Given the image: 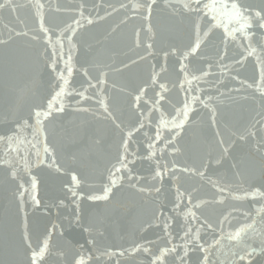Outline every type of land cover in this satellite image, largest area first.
<instances>
[{
    "label": "water",
    "instance_id": "water-1",
    "mask_svg": "<svg viewBox=\"0 0 264 264\" xmlns=\"http://www.w3.org/2000/svg\"><path fill=\"white\" fill-rule=\"evenodd\" d=\"M14 2L23 7L0 11V38L6 39L10 29L29 34L16 37L13 33L7 46L0 45V137H5L0 140V264H30L26 226L32 248L38 249L49 239L41 264H73L80 255L86 264H153L163 248L174 245L176 251L156 264H182L186 243L187 264H202L204 252L192 240L197 228L198 244L207 249L209 264H247L238 256L264 246V81L260 74L264 29L255 20L250 27H242L244 22L230 6L236 3L255 9L262 0H214V11L196 13L183 7L191 0H157L151 21L154 40L149 39L147 22L132 10L133 4L144 0H39L45 5V26L50 27L53 43L60 38L64 44L62 54L56 46L55 56L39 31L36 0ZM212 2L201 0V6ZM122 3L128 7L120 9ZM81 4L85 17H92L94 23L82 20L83 27L69 44L70 33L61 37L60 32L73 19H80ZM194 22L199 24L201 47L184 60L182 54L197 40ZM137 29H142L140 48L134 45ZM33 35L39 39L32 40ZM148 42L153 43L152 56L143 47ZM252 49L255 52L249 55ZM164 51L169 52L166 60ZM69 56L71 75L66 65ZM125 63L130 67L125 69ZM181 63L187 65L184 72ZM153 66L159 73L155 85L150 80ZM61 72L67 85L58 75ZM101 72L108 73L103 85L97 83ZM185 72L191 83L184 82L181 90ZM203 72L209 74L203 76ZM193 76L201 79L193 80ZM90 83L95 87H89ZM160 83L167 91L159 88ZM141 86L146 92L136 110L133 95ZM61 88L64 94L56 97ZM157 93L165 99L153 107ZM193 96L198 99L193 101ZM102 98L115 122L106 118ZM185 100L191 111L175 136L174 122L183 119ZM49 101H53L51 115L41 116L37 124L35 113L48 112ZM61 103L64 110L55 111ZM212 108L216 109L215 123ZM249 130L256 135L249 136ZM7 137H12L11 144ZM173 137L179 152H173V144L168 143ZM125 139L130 163L112 176ZM149 144L154 147L150 149ZM45 145L50 153L44 152ZM153 151L154 156L150 155ZM38 160L44 162L38 164ZM157 161L162 171L165 163L171 168L175 161L179 167L203 171L204 176L177 171L165 173L162 181L153 179ZM13 169L15 179L10 175ZM73 173L78 182L72 180ZM32 176L37 181L38 206L31 199ZM112 179L117 181L115 186ZM20 184L28 189L23 201ZM106 188L112 189L107 200L88 199L103 196ZM177 189L184 194L179 201ZM71 190L78 195L73 196ZM189 210L198 219L188 215ZM205 220L211 228L201 227ZM188 228L192 233L185 237ZM242 228L239 240L230 239ZM137 246L142 247L131 251ZM251 259L252 264H264V255Z\"/></svg>",
    "mask_w": 264,
    "mask_h": 264
},
{
    "label": "snow or ice",
    "instance_id": "snow-or-ice-1",
    "mask_svg": "<svg viewBox=\"0 0 264 264\" xmlns=\"http://www.w3.org/2000/svg\"><path fill=\"white\" fill-rule=\"evenodd\" d=\"M155 6H157V0H144L143 3H138V4H133L132 5V10L134 12L140 13L141 16H142V19L147 22L146 31L150 34V37H149L150 40H154L155 39V32L153 31V26H152V23H151L152 16H153V11H154V7ZM20 7H23V5L16 4L14 2V0H2V2H0V11L7 9L9 11L15 12ZM35 7L37 8L36 15L39 17V31L44 34L45 40L47 41V43L49 45H51L53 56L56 55V52H57V47L56 46L57 45H59V48H60V51H61V54H62L63 47H64L63 41L60 38H57L56 42L53 43L52 38L49 35L50 27H46L45 26V17H44V13H43V9H44L45 5L43 3H40L39 0H36ZM109 7H113V11H119V9H116L112 5H109ZM127 7H128V5L123 4V3L120 5V9H126ZM183 7L185 9H187L189 12L196 13V12L204 11L205 9H207L209 11H214L216 9V4H215V2L213 0L212 3H206L203 6H201V0H191L190 4L189 3H185L183 5ZM221 7H225V5H221ZM230 7L232 9V12H233L234 16L237 17L239 20H242L244 22L242 27H250L251 26L250 25V21L255 20L257 22L259 28L264 29V0H262L261 5L259 7H256L255 9L252 6L241 8V6L236 4V3H232ZM56 11L59 12V11H61V9L59 7H57ZM108 15H111V13H108ZM79 17H80V19H73V22L67 24L60 32V36L61 37H63L65 33H70V35H68V37H67L69 44H72V38L76 35L77 29L83 27V25L81 23L82 20H86L88 24H93L94 23V20H93L92 17H90V16L89 17H85V15H84V5L83 4L79 5ZM99 18L100 19H104L105 17L101 16ZM122 22H126V20L122 21ZM73 25H75V27ZM194 26H195L196 31H197V40L195 42V45L191 47L190 51H185L182 54L184 60H187L190 55H194L201 47V40L199 38V24L194 22ZM141 30L142 29H137L135 31V33H134V37H135L134 45H135L136 48H140L142 46L141 39H140ZM13 33H14V35L16 37H21V36L26 37L29 34L27 31H16L15 29H10L9 30V35L7 36L6 39L5 38H0V45L7 46L8 43L13 39ZM31 39L32 40H38L39 37L36 36V35H33L31 37ZM73 47H75V46L73 45ZM143 47L145 48V51H146L148 56H152L154 54L153 43H151V42L145 43L143 45ZM253 52H255V49H252V51L249 53V55H251ZM172 53L175 54V49L172 50ZM168 55H169L168 51H164L163 52V56H164L165 60L167 59ZM139 59L140 60H144V59H146V56H140ZM70 61H71V56H69L68 57V61H66V65L68 66L69 75H71V73H72V68L70 66ZM131 63L132 64H136L137 60H132ZM51 67H52L53 71H55V69H56L55 60L52 61ZM123 67L125 69H127V68L130 67V65L125 63L123 65ZM186 67H187V65H185L184 63H181L180 64V71L184 72ZM209 67H211V66H209ZM121 70L122 69H117V71H121ZM164 70H165L164 67H161V71H164ZM208 74H209L208 72H203L202 73L203 76H207ZM260 74H261V80L264 81V66L261 67ZM58 75L64 81V84L67 85L68 80L63 75V73L62 72L58 73ZM84 75L88 76V71L87 70H84ZM107 75H108L107 72H101L100 76L97 78V83H99L101 85L107 83V81L105 79V77H107ZM158 76H159V73L155 71V67L153 66L152 74H151V77H150L151 84L155 85V84L158 83V81H157V77ZM192 79L198 81V80L201 79V76H193ZM89 80H91V77H89ZM184 82H188L189 84L191 83V81H188V76H187L186 72H185V80L180 83L181 90L184 89ZM248 86L251 87V85H248ZM89 87H95V85L90 83ZM159 88L162 91H167L166 85L163 84V83L159 84ZM261 91L264 92V89H261ZM145 92H146V88L143 87V86L139 87L136 90V94L133 95V107H134V109H136V110L139 109L140 101H141L142 97L145 95ZM62 94H64V88H61L60 92L56 93V97H59ZM79 95L81 97L87 98V97H85L84 92L79 93ZM157 96L159 98L155 101V103L153 104V107L157 106L160 103L161 100L165 99V97L163 95H161L160 93H157ZM56 97L53 98V101H55ZM197 99H198V97H195V96L192 97L193 101H195ZM53 101H49V104H48L49 111L48 112H43L42 113V112L37 111L35 113V115L37 117V124L41 123V121H40V117L41 116L47 118L49 115H51V111L53 109ZM201 102L203 103V101H201ZM100 104H101V107L104 110V113H106V118H111L115 122L116 118L112 115V112L109 111V105H108V103L106 102V100L104 98H102L100 100ZM63 110H64V105L62 103L60 104L59 108L55 109V111H58V112H62ZM84 111H87V109H84ZM181 111L183 112V119L180 120L179 122H174V127L177 129V131L175 133V136H179L180 135V130L183 129L185 122L188 120L189 111H191V106L187 102V100H185L183 109ZM178 114H179V112H178ZM141 115H143V113H141ZM211 119H212V122L215 123V120H216V109L215 108H212ZM139 126H140V128L144 127V124H143L142 121L140 122ZM116 127L119 128L120 125L116 124ZM136 130H138V129H136ZM132 134H133L132 131H129L127 133V137L131 138ZM248 135L249 136H255L256 133L254 131L249 130ZM159 138H160V133H159V131H157L156 139L159 140ZM244 138L245 137H243V136L241 137V139H244ZM4 139H5V137H0V140H4ZM6 139H7L8 143L11 144L12 137H7ZM174 140H175V137H173L172 140H169L168 143L173 144V149H172L173 152H179L180 149L175 146ZM220 144L223 145L224 141L221 140ZM148 147L151 149L154 146L152 144H149ZM122 148H123V153L119 157L118 166H116V165L113 166L115 168V172L111 174L112 176H115V174L120 172L122 169H126L128 167V163H130V161L127 160V153H128V140L127 139H125L123 141ZM222 150H223V152L225 154L228 153V148L227 147H224ZM261 150H264V146H262ZM50 151L51 150L48 148V146L45 145L44 152L45 153H50ZM160 151H162V150H160ZM133 155H135V154L133 153ZM150 155L154 156L155 152L154 151L151 152ZM37 156H39V151L37 152ZM54 159L55 158L53 157V161H54ZM43 162H44L43 160H38L37 161L38 164L39 163H43ZM217 162L219 163V161H217ZM3 163L6 164V165L11 166V162L9 160H5V161H3ZM25 166L27 167V163H26ZM56 170L57 171L61 170L58 165L56 166ZM177 171L183 172V173H191V174H194V175H199L201 177L204 176V172L203 171H198L197 169L190 168V167H179L175 163V161H173L171 168H169L168 164L165 163L163 165V171H162L161 170V164H160L159 161H157L156 171H155V175H154L153 179L159 178L162 181L165 173L172 172L175 175V173ZM10 175H11V177L13 179H15L16 176H17L16 170L13 169L11 171ZM121 179H122V177H121ZM129 179H131V170L130 169H129ZM72 180L74 182H78L77 181V177H76V175L74 173L72 175ZM111 183H112L113 186H115L116 183H117L116 179H112ZM19 187L22 189V191L19 193V195H20L21 201H23L24 193L28 192V189L25 188L23 184H20ZM36 187H37L36 177L32 176L31 177V189H32L33 195L31 196V199H32L33 203L38 206L40 201L34 195ZM111 190H112L111 188H106L105 191H104V195L103 196H89L88 199L89 200H101V199L107 200ZM143 190L144 189H141V191H143ZM219 190L220 191H224V189H222V188L219 189ZM71 191H72V195L73 196H77L78 195L75 190H71ZM155 191L159 192L160 188H155ZM258 192H259V190H257V192L252 193V195L255 196ZM177 193H178L177 200L179 201L184 194L180 193L179 189H177ZM189 203H191V198L190 197H189ZM176 206L179 207V204H177ZM161 215H163L162 212H161ZM188 215H191L193 217V219H198L196 214L194 212H192L191 210H189ZM204 225H207V227H209V228L212 227L211 224H208L207 220H205L203 222V225H201V227H203ZM168 227H169V225L167 223H165L164 224V228L167 229ZM248 227H252V226L249 225ZM243 231H244L243 228L238 230L235 233V235L230 236V239L239 240L241 232H243ZM191 233H192V229L188 228V230L184 233V236L188 237ZM199 235H200V229L197 228L196 232L194 234H192V240L196 241L197 245L204 252L202 264H209V257H208L207 249L204 248L203 245L198 244ZM25 240L28 241V248L31 249L30 264H41V262L45 258V254L49 251V239L45 238L43 240V242H42V245L38 249L32 248V244L28 240L27 226H26ZM141 247L142 246H137L136 248H133L131 251H133V252L138 251ZM143 250L145 252L148 251L147 248H144ZM175 251H176V246L175 245L172 248H163L160 251L159 256L155 257V260H154L153 264H156V261H163V258H164V256L166 254H168L169 252H175ZM188 253H189V249H188V245L186 243L184 245V254H183V257L181 258L182 259V264H187V261L184 260V257H187ZM257 254L264 255V246H262L259 250H257L256 248H251L250 250H246L244 252V254L243 255H239L238 258H239L240 261H246L247 264H252V259L251 258L254 257ZM110 255H114V253H110ZM120 255H124V253L121 252ZM88 259L91 260V257L89 256ZM73 264H86L85 257L83 255L78 256V258L74 259ZM233 264H236V262L233 261Z\"/></svg>",
    "mask_w": 264,
    "mask_h": 264
}]
</instances>
